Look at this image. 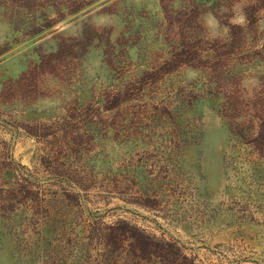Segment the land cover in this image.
Here are the masks:
<instances>
[{
	"label": "rangeland",
	"instance_id": "374dc122",
	"mask_svg": "<svg viewBox=\"0 0 264 264\" xmlns=\"http://www.w3.org/2000/svg\"><path fill=\"white\" fill-rule=\"evenodd\" d=\"M0 264H264V0H0Z\"/></svg>",
	"mask_w": 264,
	"mask_h": 264
},
{
	"label": "clouds",
	"instance_id": "9594fccd",
	"mask_svg": "<svg viewBox=\"0 0 264 264\" xmlns=\"http://www.w3.org/2000/svg\"><path fill=\"white\" fill-rule=\"evenodd\" d=\"M243 17L240 18V20H234L233 23H243Z\"/></svg>",
	"mask_w": 264,
	"mask_h": 264
}]
</instances>
